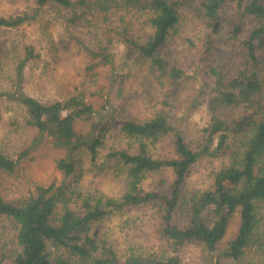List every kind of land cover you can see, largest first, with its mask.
Returning <instances> with one entry per match:
<instances>
[{"label":"rangeland","instance_id":"1","mask_svg":"<svg viewBox=\"0 0 264 264\" xmlns=\"http://www.w3.org/2000/svg\"><path fill=\"white\" fill-rule=\"evenodd\" d=\"M91 1L95 6L93 15L84 21L89 22L92 29L85 24L76 30L66 28L50 8L41 12L36 20L0 29V151L13 160L23 155L13 171L0 170V195L16 205L38 185L58 186L66 182L68 201L65 203L69 208L84 210L85 202L102 204L105 199L119 197L126 190L127 168L108 154L119 149L137 151L138 140L122 130L127 120L144 121L160 113L166 114L176 119L185 140L193 146L201 144L213 122L223 120L230 127L226 149L218 157H200L191 166L181 191L174 223L186 225L190 198L210 189L214 173L234 164L240 152L239 134L231 130V122L243 113L239 112L242 108L223 106L218 96L220 87L210 70L215 69L223 80L247 70L264 87V51L253 64L246 59L242 46V41L259 24L254 15L243 10L251 0H227L220 10L221 26L215 34L201 17L203 0H181L180 20L160 47L162 56L185 72L186 77L176 82L153 74L147 61L131 52L119 37V32L124 30L137 41L149 37L152 29L146 11L125 12L112 0L114 15L103 20L102 7L97 5V0ZM32 8L29 0H0V16H15ZM235 20L240 21L242 32L232 36L231 22ZM208 35L211 45L207 49ZM28 46L33 48L35 57L25 61L18 74V65ZM17 85L23 93L42 103L61 100L76 89L83 90L95 112L88 119L78 120L75 128L78 133L94 132L95 136L99 128L105 126L97 158L92 161L84 147L72 151L55 146L48 136L28 125L24 108L6 95ZM166 145L163 140L156 147L149 145V150L154 156L168 157ZM60 159L75 162L73 175H63L57 167ZM171 178L170 170L149 174L142 186L145 190H167ZM62 208L63 203H60L56 212H61ZM151 215L154 217L151 210L142 207L112 211L93 222L89 234L111 244L121 259L135 253L159 252L178 254L186 264H211L212 255L200 245L189 244L173 252V247L158 234L157 222ZM258 216L262 243L247 249L237 260L221 257L222 264L262 263L264 202L258 204ZM203 219L211 225L214 220L211 208L203 213ZM238 224V213L234 212L228 219L220 248L236 235ZM16 234L17 226L8 218L0 217V264H11L19 252ZM61 257L67 264H87L64 248L51 249L52 261Z\"/></svg>","mask_w":264,"mask_h":264},{"label":"trees","instance_id":"2","mask_svg":"<svg viewBox=\"0 0 264 264\" xmlns=\"http://www.w3.org/2000/svg\"><path fill=\"white\" fill-rule=\"evenodd\" d=\"M33 8L29 12L15 16H0V29L19 26L24 22L36 20L45 9L54 10L55 17L61 18L65 27L76 30L93 15L94 4L91 0H29ZM120 10L129 12L135 9L146 11L147 22L152 32L146 39L137 41L124 30L119 32L121 41L131 52H135L157 77L173 82L186 77L185 72L176 64L168 62L160 53L171 31L180 20L181 0H116ZM227 0H203L200 3L201 17L211 33H217L221 26L220 10ZM95 3V2H94ZM102 7L103 20L114 15L112 0H97ZM254 15L259 24L253 28L242 46L249 62L256 64L264 51V3L251 0L243 9ZM242 32L240 21L231 22V35ZM100 34L99 32H95ZM206 48L211 45L208 35ZM76 43H80L75 36ZM94 55L99 56L97 53ZM96 56V57H97ZM33 48L28 46L24 59L18 65V74L25 61L34 58ZM210 73L218 84L219 99L223 106L242 108L243 112L231 122L232 131L239 134V158L214 173V182L210 189L190 198L187 204L188 223L178 226L174 223V213L179 205L181 191L188 172L200 157H218L226 149V139L230 127L223 120H216L206 131L201 144L191 145L185 140L176 119L160 113L144 121L127 120L122 130L128 136L135 137L137 151L130 153L126 149L110 152L126 166L127 185L119 197L107 198L102 204L85 202L84 210L69 208L66 182L38 185L21 203L12 204L0 195V217L11 220L17 226L16 240L20 247L11 264H67L66 260H51V249L64 248L87 264H186L178 254L166 255L159 252L130 254L121 259L111 244L92 237L89 234L91 224L112 211L125 208L142 207L152 211V219L157 222L158 234L163 241L173 247L177 253L186 245H200L212 256L211 264H222L221 257L239 259L247 249L262 243V230L259 226L258 204L264 202V87L253 73L241 70L229 79L223 80L215 69ZM21 104L26 112L28 125L40 134L48 136L55 146L74 151L84 147L90 159L97 158V149L102 144L105 126L94 132L81 134L76 131L78 120L88 119L95 110L86 100L83 90L76 89L61 100L42 103L23 93L19 85L6 94ZM163 112V111H159ZM96 125L93 126L95 128ZM216 139V144L213 141ZM167 142L168 157L151 154L149 145L156 147L161 141ZM23 157L16 160L0 151V170L11 172ZM57 167L63 175H73L75 162L60 159ZM170 170L172 178L167 190H145L142 182L149 174H158ZM63 203L61 212L56 209ZM211 208L214 220L206 224L203 213ZM238 213L239 224L236 235L226 246L219 245L226 234L228 219ZM261 264H264V260Z\"/></svg>","mask_w":264,"mask_h":264}]
</instances>
